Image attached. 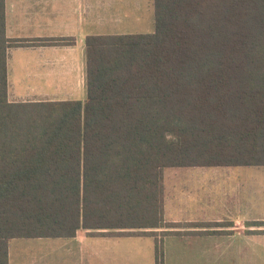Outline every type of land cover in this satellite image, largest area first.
Instances as JSON below:
<instances>
[{
    "label": "trees",
    "instance_id": "trees-1",
    "mask_svg": "<svg viewBox=\"0 0 264 264\" xmlns=\"http://www.w3.org/2000/svg\"><path fill=\"white\" fill-rule=\"evenodd\" d=\"M151 4V33L85 36L83 101L13 111L3 57L0 264L16 238L176 225L163 219L167 168L264 166V0ZM3 27L1 0L4 50Z\"/></svg>",
    "mask_w": 264,
    "mask_h": 264
},
{
    "label": "crops",
    "instance_id": "crops-1",
    "mask_svg": "<svg viewBox=\"0 0 264 264\" xmlns=\"http://www.w3.org/2000/svg\"><path fill=\"white\" fill-rule=\"evenodd\" d=\"M141 1L2 0L3 35L10 43L3 50L0 32V69L4 57L5 97L13 111L41 101H83L85 36L96 33L94 26L131 24L135 11L129 10L142 7ZM65 38L70 42L42 41ZM184 168L190 167L164 171L163 219L176 225L150 229L155 235L79 229L74 237L16 238L9 241L8 264H264V224L253 223L264 221V199L260 212L251 208L254 197L242 170L221 179L175 173Z\"/></svg>",
    "mask_w": 264,
    "mask_h": 264
},
{
    "label": "rangeland",
    "instance_id": "rangeland-1",
    "mask_svg": "<svg viewBox=\"0 0 264 264\" xmlns=\"http://www.w3.org/2000/svg\"><path fill=\"white\" fill-rule=\"evenodd\" d=\"M149 0H142L137 10H129L130 12L135 11V14L130 19L131 24L121 23L115 26H94L96 31L95 34H125V33H151L154 31V13L151 2ZM91 31V28L90 30ZM93 31V30H92ZM92 33V32H90ZM239 170V173L243 172V177L248 179L249 184V195L250 198L254 197L250 204L255 206V211L260 212V203L264 199V166H242L241 168L225 167V166H207V167H190L180 169L175 171V173H180L189 175L191 177H206L216 175L219 179L223 176H227L230 172H235ZM175 176H171L173 178ZM225 178V177H224ZM218 189V188H217ZM223 190H217L216 193L222 194ZM260 195H263L260 199ZM49 239V238H41ZM22 240H39L37 239H22Z\"/></svg>",
    "mask_w": 264,
    "mask_h": 264
}]
</instances>
